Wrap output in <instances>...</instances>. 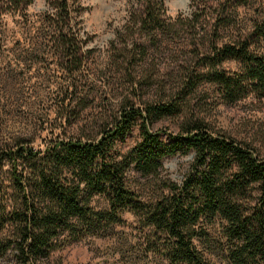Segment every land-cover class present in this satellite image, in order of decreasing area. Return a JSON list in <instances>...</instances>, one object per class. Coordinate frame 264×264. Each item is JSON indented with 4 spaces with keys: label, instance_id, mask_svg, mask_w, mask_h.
Returning <instances> with one entry per match:
<instances>
[{
    "label": "rangeland",
    "instance_id": "1",
    "mask_svg": "<svg viewBox=\"0 0 264 264\" xmlns=\"http://www.w3.org/2000/svg\"><path fill=\"white\" fill-rule=\"evenodd\" d=\"M5 1L0 0V148L26 141L43 149L56 139L93 136L112 119L123 99L138 107L168 100L181 89L183 76L191 80L199 75L198 61L210 42L233 43L264 22V0H247L244 5H233L231 0H163V17L172 29L151 42L129 25L132 14L138 13L134 0H74L73 4L71 0V33L81 46V65L76 67L67 64L55 44L62 22L50 14L53 0H33L23 10L9 8ZM222 8L225 22L218 27ZM219 68L231 73L240 65L225 60ZM181 96L182 115L156 120L149 125L152 132L163 131L166 140L164 133L177 134L181 119L200 120L210 131L246 144L264 158V97L249 94L225 103L215 85L205 81H197ZM139 124L116 140L115 152L135 146ZM193 157L191 151L165 157L156 176H134L138 199L156 204L169 196L165 185H179ZM9 173L6 163L0 179L7 193L11 192ZM259 196V186L252 184L243 199L248 215L255 211ZM90 206L102 210L107 203L94 196ZM199 226L204 237L195 241L197 249L211 264H231L225 254L226 223L214 217L200 220ZM7 234V229L1 231L0 238ZM160 241L153 237L152 227L125 211L122 223L106 235L65 242L46 264H168L156 251ZM11 255L8 251L0 264H14Z\"/></svg>",
    "mask_w": 264,
    "mask_h": 264
},
{
    "label": "trees",
    "instance_id": "2",
    "mask_svg": "<svg viewBox=\"0 0 264 264\" xmlns=\"http://www.w3.org/2000/svg\"><path fill=\"white\" fill-rule=\"evenodd\" d=\"M32 1L5 3L23 10ZM231 1L233 5L247 2ZM134 2L138 13L132 14L130 26L151 42L171 31L172 25L163 17V0ZM50 4L54 10L50 14L62 22L55 44L67 64L80 66V39L71 33V0ZM222 9L218 27L225 22ZM263 44L264 22L233 43L210 42L198 61L201 72L191 80L183 76L175 95L143 102L142 107L123 99L112 119L102 123L93 136L56 139L43 149L26 141L3 145L0 176L4 164H9L12 193H7L0 179V232L7 229L8 233L0 238V258L10 251L14 264H46L65 242L106 235L113 225L122 223V213L130 211L152 227L153 237L161 240L156 251L168 264H211L195 241L204 237L200 220L214 217L226 223L225 254L231 264H264V158H258L248 145L210 131L200 120L181 119L178 133H164L166 140L161 137L163 131L149 128L156 120L180 117L184 111L181 95L197 81L215 85L225 103L249 94L264 97ZM225 60L238 62L239 70L220 69ZM137 121L140 140L126 152H115L116 140ZM190 151L194 157L182 182L167 183L170 195L156 204L142 203L134 189V176H156L163 158ZM252 184L259 186L260 196L255 211L248 215L243 199ZM94 196H102L107 208L93 209Z\"/></svg>",
    "mask_w": 264,
    "mask_h": 264
},
{
    "label": "bare ground",
    "instance_id": "3",
    "mask_svg": "<svg viewBox=\"0 0 264 264\" xmlns=\"http://www.w3.org/2000/svg\"><path fill=\"white\" fill-rule=\"evenodd\" d=\"M182 6H184V3L182 4Z\"/></svg>",
    "mask_w": 264,
    "mask_h": 264
}]
</instances>
